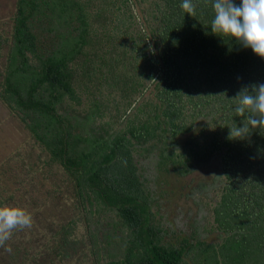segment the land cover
Instances as JSON below:
<instances>
[{
	"label": "trees",
	"instance_id": "trees-1",
	"mask_svg": "<svg viewBox=\"0 0 264 264\" xmlns=\"http://www.w3.org/2000/svg\"><path fill=\"white\" fill-rule=\"evenodd\" d=\"M16 1L12 33L3 39L0 35V46L11 40L1 72L0 98L25 122L40 147L39 162L29 164L25 179L41 187L54 178L55 196L71 189L67 193L71 211L80 217L111 214L106 237L124 238L125 245L114 255L93 250L97 252L93 263L264 264V130H253L244 139L229 137L234 121L240 125L243 119L231 111L234 97L244 88L251 91L252 85L264 83V57L211 32V0H193L195 15L180 7L181 0H146L153 25L147 36L139 31L130 38L131 59L123 62L125 49L108 52L115 54L112 68L124 63V69H134L132 62L140 57L146 80L138 86L153 84L155 93L147 99L132 85L131 92L138 91L136 96L142 98L130 92L131 100L125 105L133 107L131 116L120 114L123 127L107 125L104 131L88 128L87 120L74 115L72 120L57 109L65 98L80 100L73 87L72 64L91 58L93 43L111 40L107 22L96 29L77 0ZM85 69L89 75L95 72ZM127 75L119 79L113 75L110 80L127 86L126 90L132 81ZM197 116L207 119L197 135L181 144L180 137L193 127L187 120L194 122ZM221 147L217 174L205 177L196 166ZM149 155L154 159L150 175L139 159ZM217 183L220 193L215 204L207 207L203 190ZM15 188L2 198L0 207L13 200ZM193 192L201 198L203 210L209 211L203 213L202 228L209 238L215 236L212 240L199 237L195 212L187 211L185 227L179 232L161 222L173 216L174 206L190 200ZM164 207L170 209L167 217L159 211ZM76 222L73 214L56 231H49L50 236L43 237L45 250L32 251L30 258L39 255L41 264L61 257L72 264L84 262L87 255L76 257L70 239ZM120 230L126 236L121 237ZM109 244L107 240L105 245Z\"/></svg>",
	"mask_w": 264,
	"mask_h": 264
},
{
	"label": "rangeland",
	"instance_id": "rangeland-1",
	"mask_svg": "<svg viewBox=\"0 0 264 264\" xmlns=\"http://www.w3.org/2000/svg\"><path fill=\"white\" fill-rule=\"evenodd\" d=\"M77 1L85 6L88 13L93 18L91 20V25H94L96 29L101 28L100 22H107V32L111 40L108 39L107 43H93L94 47H90L92 50L90 56L94 58L84 59V64H75V62L72 64L75 71L73 87L80 100L77 101L65 98L62 107H58L57 111L71 117L72 120H74L73 115L78 119L87 120L88 128L95 126L96 130L99 129L104 131L103 127L107 128V125H113L110 127L121 129L123 125L118 118L120 114L121 116H131L133 112L132 106L126 107L125 105L126 101L129 99L131 100L130 92L132 85L136 86L141 95L147 99L155 93V89L151 83V85L147 84L148 87L146 86L145 88L143 86H138V84L146 80L143 75L144 70H141L145 68L142 64L144 61L139 59V56V58H136V61L132 63H139L143 68H139V66H135V64L133 66L134 69L130 67L129 70H127L122 67L126 61L131 59L130 54L133 45L131 42L129 43L130 38L136 37L139 31L142 35L146 34L147 36L150 25H153V16L149 14V1ZM16 6L13 4L12 0L8 9H0V35L2 39L3 37H10L12 33ZM111 31L113 33H111ZM118 36L120 39H118ZM39 38L42 40L41 37ZM10 41V38L9 40L2 41L0 46V91L2 89L1 72L6 65L7 53L9 51L8 47L10 48L11 45ZM88 49L89 47L87 50ZM118 49L121 51L125 49L127 51L126 57L120 68H112L115 54H111L108 51H116ZM94 53L98 54L93 56ZM86 66L92 68V71L95 70L94 74L89 75L90 72L85 69ZM85 71L87 72L85 73ZM122 72H126V74L130 75L128 77L132 80L128 83L130 90L129 88L124 90L127 86L124 88L122 84H120V86L117 84V86L110 80L113 75L118 79L124 78V73ZM131 93H133V95L135 94L134 96L138 95V91H132ZM141 95L136 96V98L140 100L142 98ZM206 119L207 117L200 118L197 116L194 122L187 120L193 127L180 137L181 144L191 139L192 136L197 135L200 130L199 127L202 125V120ZM25 125V122L23 123L19 116L11 112L0 98V201L4 200L2 198H6L8 192L13 190L15 186L18 187L17 190L15 188V191H12L14 193L13 200H6L1 204V207H19L24 209L31 216V224L29 226L21 227L18 225L11 230V232H15L16 234H10L7 239H0V264L44 263L39 255H37L35 259H31L30 254L32 251H36V249L44 251L45 249L42 247L45 241V235L50 236L48 233L49 231H56L59 225H61V222H65V219L72 217L73 214L77 219L75 229L71 233L72 238H70L73 239L74 242L73 251L76 252V257H84L82 253L87 255L85 261L80 262V264H94V256L92 255H96L97 252L93 253V250H102L104 254L111 255H114V253L117 254L118 252L120 253L122 246L125 245V239L121 238L117 240L115 238L110 241V239L106 237L107 229L110 227L109 230H111V225L109 226V222H111L109 217H111V214L109 212L103 211L99 214H88L85 218L82 216L80 217L77 211H71V196L67 194L70 193L71 189H68L59 196H55L52 194L53 189L57 186L55 180H53L54 178L46 180L45 183L42 184L44 186L41 187H35V185H39L36 181L34 185H31V182L25 179V172L29 168V164L32 162L37 164V162H39L40 153L39 145L34 141V138L25 128ZM223 149L224 148L221 147L219 150H215L213 154L207 157L208 160L203 163L202 166H196L199 172L205 175V177L207 175L211 177L217 174V170L220 166L219 156ZM41 154L42 158L45 157L43 153ZM139 159L140 165H142L150 175L154 167V159H152L150 155L149 157H142ZM219 185V183L210 184L203 190L204 197H202V201L209 203L207 207L215 204V199L220 193ZM196 196L197 194L193 192L190 200L186 202L180 201V203L182 202L181 204L174 206L173 216L167 217L170 211L168 208L166 209L164 207L159 210L164 217L166 216L168 218H162L161 222H165L166 226L171 230L179 232L185 227V216L189 213L187 211L192 213L195 212L196 216L193 214V218L195 219V225L198 226L197 230H199V237L212 240L215 236L209 238L210 234H207L202 228V223L204 218H206L205 214L209 211L203 210L205 206L201 198L199 199ZM41 201H43V203H40ZM196 202L197 205L195 204ZM182 209L185 213H183ZM158 217L157 215L156 218ZM120 235L121 237L126 236V231L122 230ZM107 240L110 242L109 245H105ZM106 259L107 258L103 257V261ZM45 263L49 264V261L45 260ZM52 264H72V261L71 259H64L61 257L60 259L54 260Z\"/></svg>",
	"mask_w": 264,
	"mask_h": 264
},
{
	"label": "clouds",
	"instance_id": "clouds-1",
	"mask_svg": "<svg viewBox=\"0 0 264 264\" xmlns=\"http://www.w3.org/2000/svg\"><path fill=\"white\" fill-rule=\"evenodd\" d=\"M180 7L195 15L193 0H181ZM211 32L230 37L258 56L264 57V0H211ZM231 111L242 117L240 125L229 128V137L244 139L253 130H264V83L242 89L234 97ZM31 216L19 207H0V239H7L16 226H29Z\"/></svg>",
	"mask_w": 264,
	"mask_h": 264
},
{
	"label": "crops",
	"instance_id": "crops-1",
	"mask_svg": "<svg viewBox=\"0 0 264 264\" xmlns=\"http://www.w3.org/2000/svg\"><path fill=\"white\" fill-rule=\"evenodd\" d=\"M12 2V0H0V9H8L9 8V4ZM16 0H13V4H15L16 6Z\"/></svg>",
	"mask_w": 264,
	"mask_h": 264
}]
</instances>
